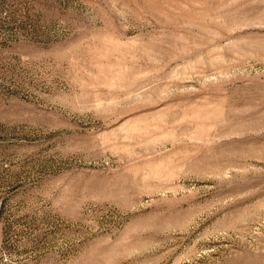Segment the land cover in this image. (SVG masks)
<instances>
[{"label":"rangeland","instance_id":"1","mask_svg":"<svg viewBox=\"0 0 264 264\" xmlns=\"http://www.w3.org/2000/svg\"><path fill=\"white\" fill-rule=\"evenodd\" d=\"M0 264H264V0H0Z\"/></svg>","mask_w":264,"mask_h":264}]
</instances>
